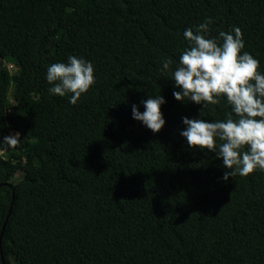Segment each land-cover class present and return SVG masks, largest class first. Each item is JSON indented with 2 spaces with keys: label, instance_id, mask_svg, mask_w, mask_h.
<instances>
[{
  "label": "trees",
  "instance_id": "obj_1",
  "mask_svg": "<svg viewBox=\"0 0 264 264\" xmlns=\"http://www.w3.org/2000/svg\"><path fill=\"white\" fill-rule=\"evenodd\" d=\"M208 18L213 37L239 27L264 74V0H0V141L21 139L0 144V264H264V171L225 181L180 135L231 114L173 96L184 31ZM70 56L96 81L75 105L46 79ZM158 95L153 133L132 106Z\"/></svg>",
  "mask_w": 264,
  "mask_h": 264
},
{
  "label": "clouds",
  "instance_id": "obj_2",
  "mask_svg": "<svg viewBox=\"0 0 264 264\" xmlns=\"http://www.w3.org/2000/svg\"><path fill=\"white\" fill-rule=\"evenodd\" d=\"M212 23L208 18L195 30L184 31L188 47L173 72L175 87L181 91H174L173 96L179 102L203 105L202 111L209 105H219L221 97L227 99L231 114L226 119L208 122L184 117L186 127L180 135L191 148L214 152L222 159L226 169L223 179L228 181L237 174L247 177L257 169L264 171V74L257 59L246 51L242 53L245 43L239 27L213 37L209 35ZM172 64L171 59L163 60V70H170ZM46 79L54 84L49 89L52 94L63 97L70 93L73 105L96 82L92 63L75 56L68 57L67 63L49 66ZM165 102L160 95L149 96L141 102L143 113L132 106L133 119L159 133L166 123L161 112ZM20 142L17 132L3 137L0 144L15 148Z\"/></svg>",
  "mask_w": 264,
  "mask_h": 264
},
{
  "label": "rangeland",
  "instance_id": "obj_3",
  "mask_svg": "<svg viewBox=\"0 0 264 264\" xmlns=\"http://www.w3.org/2000/svg\"><path fill=\"white\" fill-rule=\"evenodd\" d=\"M5 70H6V72L8 73V75L10 77L11 74L13 73V71L15 70V68H14L13 65L5 64ZM16 103H17V101L14 98H12V104L15 105ZM13 133H16V132H12L11 134H13Z\"/></svg>",
  "mask_w": 264,
  "mask_h": 264
},
{
  "label": "water",
  "instance_id": "obj_4",
  "mask_svg": "<svg viewBox=\"0 0 264 264\" xmlns=\"http://www.w3.org/2000/svg\"><path fill=\"white\" fill-rule=\"evenodd\" d=\"M6 225H7V223H6ZM6 225L4 227V230H3V233H2V236H1V244H2V240H3L4 232H5V229H6ZM3 264H6V260H5L4 256H3Z\"/></svg>",
  "mask_w": 264,
  "mask_h": 264
}]
</instances>
